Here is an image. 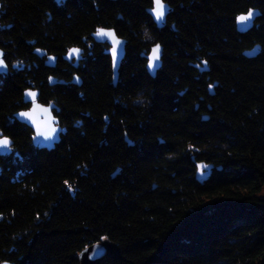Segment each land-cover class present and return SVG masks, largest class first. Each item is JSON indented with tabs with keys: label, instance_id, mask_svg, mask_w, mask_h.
Segmentation results:
<instances>
[{
	"label": "trees",
	"instance_id": "trees-1",
	"mask_svg": "<svg viewBox=\"0 0 264 264\" xmlns=\"http://www.w3.org/2000/svg\"><path fill=\"white\" fill-rule=\"evenodd\" d=\"M165 1L159 28L153 0H0V131L14 141L0 154V262L80 264L108 238L121 252L100 264H264V0ZM251 8L261 15L242 33ZM101 26L127 39L116 84L109 45L85 41ZM73 46L86 50L78 66L63 57ZM30 87L60 107L53 149L14 117ZM198 161L213 164L204 182Z\"/></svg>",
	"mask_w": 264,
	"mask_h": 264
},
{
	"label": "water",
	"instance_id": "water-1",
	"mask_svg": "<svg viewBox=\"0 0 264 264\" xmlns=\"http://www.w3.org/2000/svg\"><path fill=\"white\" fill-rule=\"evenodd\" d=\"M56 1L61 2L64 0H56ZM163 3L165 5V14L159 20L156 19L155 14L151 11V9L155 7L154 0H153V5L148 9V12L150 13L155 24L159 28L165 26L167 17L172 10V7L168 2L163 0ZM249 10L253 11V16L250 20L244 23H240L237 20V29L242 33H245L249 31L251 28H253L254 25L256 24L257 18L261 15V11L258 8H251ZM248 11L239 14L237 18L240 15H246ZM99 29L113 30L114 36L96 35ZM88 39H93L92 42L107 43L109 45L106 52L110 54L112 59L113 79H114V83L116 84L119 79V69L121 67V63L126 55L127 39L119 36L115 28L106 27V26L99 27L95 32L91 34V36L85 38V41H87ZM117 39L121 43L115 45L117 49V53L114 62L112 48L114 46L113 41ZM157 44L160 45V50H159L160 60L156 63V65L152 69H149L148 57L151 55V50ZM71 49H79L80 51L78 53H72L71 55H69ZM163 50L164 47L162 43L157 42L152 45L148 53L144 54L145 58L147 59V64H146L147 71L152 77L156 76L158 70L161 68L163 64ZM84 51L85 50L83 47L73 46L67 51V53L63 57L65 60L72 62L75 66H78L80 61L85 56ZM260 52H261L260 44H255L253 47L244 50L243 53L248 57H255ZM35 53H37L41 57L46 58V65L50 67H54L56 65L58 56L48 54L46 50L39 47L35 49ZM0 59L4 61V64L0 65V75L9 76L11 73V67L6 60V51L1 47H0ZM205 62L207 61L202 62V66H199V64H195V65L199 66L201 71H208L209 68L207 66V63ZM16 67L17 65L12 66V68H16ZM50 81L51 84L66 83L64 79H58V77L55 76H52L50 78ZM72 83L81 84V80L77 74L74 75L72 79ZM209 89H210V93L214 94L215 92L214 85H210ZM30 92L36 93V96L33 97L29 95ZM39 95H40L39 89L33 87L25 89L24 101L29 104V107L15 112L14 117L20 122H23L32 128L33 130L32 141L34 146L38 148H47L50 150L53 149L57 143L60 142L62 137L63 126L61 124L58 115L56 114L57 112H60V107L54 101H51L50 103L42 102L39 99ZM22 112L29 113L30 115L21 116L20 113ZM3 137H7L10 143L7 146H0V154H9L10 152H12V146L14 141L9 135H6L3 133V131H0V139H2ZM127 140H129L128 137ZM212 168H213V164H208L205 163L204 161L196 162V179L200 182H204L210 176ZM120 252L121 249L119 245L115 241H112L107 238L86 246L79 252L78 257L80 264H100L104 256H106L107 254H113L115 256H118L120 255ZM0 264H20V263L11 260H5L0 262Z\"/></svg>",
	"mask_w": 264,
	"mask_h": 264
},
{
	"label": "snow or ice",
	"instance_id": "snow-or-ice-1",
	"mask_svg": "<svg viewBox=\"0 0 264 264\" xmlns=\"http://www.w3.org/2000/svg\"><path fill=\"white\" fill-rule=\"evenodd\" d=\"M155 7L151 9V11L155 14L156 19L159 20L161 19L164 14H165V5L163 3V0H154ZM253 16V11L249 10L246 15H240L237 20L240 23H244L248 20H250ZM96 35H107V36H114V31L113 30H105V29H99L96 33ZM114 46L112 48V54H113V60L115 62V57L117 53V49L115 47L116 44L121 43L118 39L113 41ZM159 50H160V45L157 44L152 50H151V55L148 57V68L152 69L156 63L160 60L159 56ZM80 50L79 49H71L69 52V55L72 53H78ZM207 63V62H205ZM4 61L0 59V65H3ZM29 95L35 97L36 93L30 92ZM46 111V109H45ZM21 116H29V113H20ZM10 143L7 137H3L0 139V146H7ZM67 184V181L65 182ZM106 239V238H105Z\"/></svg>",
	"mask_w": 264,
	"mask_h": 264
},
{
	"label": "flooded vegetation",
	"instance_id": "flooded-vegetation-1",
	"mask_svg": "<svg viewBox=\"0 0 264 264\" xmlns=\"http://www.w3.org/2000/svg\"><path fill=\"white\" fill-rule=\"evenodd\" d=\"M90 47H92V45H90ZM84 50H85V48H84ZM86 51V50H85ZM85 51H84V55H85Z\"/></svg>",
	"mask_w": 264,
	"mask_h": 264
}]
</instances>
